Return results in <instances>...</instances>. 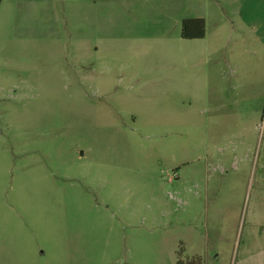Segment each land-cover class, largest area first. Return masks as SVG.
<instances>
[{
    "label": "rangeland",
    "instance_id": "obj_1",
    "mask_svg": "<svg viewBox=\"0 0 264 264\" xmlns=\"http://www.w3.org/2000/svg\"><path fill=\"white\" fill-rule=\"evenodd\" d=\"M244 2L0 0V264L237 262L264 227Z\"/></svg>",
    "mask_w": 264,
    "mask_h": 264
},
{
    "label": "crops",
    "instance_id": "obj_2",
    "mask_svg": "<svg viewBox=\"0 0 264 264\" xmlns=\"http://www.w3.org/2000/svg\"><path fill=\"white\" fill-rule=\"evenodd\" d=\"M246 2V4H245ZM242 7L247 11L248 14L253 15L252 27L258 26V28L263 24L264 20V0H245ZM221 10L223 7L220 6ZM251 16V15H249ZM188 18V17H184ZM189 18H203L205 23L204 36H206V27H207V19L204 15H192ZM248 24L250 22L246 20ZM201 37V38H203ZM185 39V38H184ZM198 39V38H195ZM242 250L238 251L237 262L234 264H264V227H257L252 232V238H248L245 242H243Z\"/></svg>",
    "mask_w": 264,
    "mask_h": 264
},
{
    "label": "trees",
    "instance_id": "obj_3",
    "mask_svg": "<svg viewBox=\"0 0 264 264\" xmlns=\"http://www.w3.org/2000/svg\"><path fill=\"white\" fill-rule=\"evenodd\" d=\"M205 23L203 18H185L181 21L180 36L195 39L204 36ZM177 264H181L177 261Z\"/></svg>",
    "mask_w": 264,
    "mask_h": 264
}]
</instances>
